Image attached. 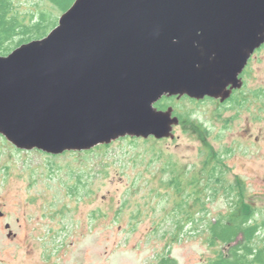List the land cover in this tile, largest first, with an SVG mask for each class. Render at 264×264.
I'll list each match as a JSON object with an SVG mask.
<instances>
[{
	"label": "water",
	"instance_id": "1",
	"mask_svg": "<svg viewBox=\"0 0 264 264\" xmlns=\"http://www.w3.org/2000/svg\"><path fill=\"white\" fill-rule=\"evenodd\" d=\"M264 46V0H75L46 37L0 55V136L60 156L174 139L163 97L225 103Z\"/></svg>",
	"mask_w": 264,
	"mask_h": 264
},
{
	"label": "rangeland",
	"instance_id": "2",
	"mask_svg": "<svg viewBox=\"0 0 264 264\" xmlns=\"http://www.w3.org/2000/svg\"><path fill=\"white\" fill-rule=\"evenodd\" d=\"M14 2L22 15L49 11L58 23L63 15L45 0ZM245 90L246 96L264 90V49L252 59ZM248 97L250 103L221 117L218 103L197 106L187 97L171 103L180 113L193 111L194 121L209 130L213 147L233 149L226 161L228 176L244 180L261 223L264 96ZM174 135L158 142L139 139L137 145L119 139L93 153L60 156L18 150L0 136V264H158L166 255L177 264H208L220 250L227 252L229 247L207 243V221L177 224L174 194L160 184L161 170L171 158L195 173L203 142L189 123L176 126ZM152 148L159 155L162 151L163 159ZM228 209L222 197L208 205L207 217L216 219ZM263 239L264 229L256 244L262 246Z\"/></svg>",
	"mask_w": 264,
	"mask_h": 264
},
{
	"label": "trees",
	"instance_id": "3",
	"mask_svg": "<svg viewBox=\"0 0 264 264\" xmlns=\"http://www.w3.org/2000/svg\"><path fill=\"white\" fill-rule=\"evenodd\" d=\"M45 1L51 4L58 14L67 12L75 2V0ZM57 25V16L55 17L49 11H41L39 15H22L14 0H0V55L6 56L23 44L46 37ZM246 91L244 89L236 92L225 105L221 106L220 110L218 109L217 116L221 117L227 111H234L250 103L251 99L248 95L258 99L264 96V90L248 91L247 96ZM164 101L158 105L159 108L166 109L175 99L166 98ZM190 102L197 106L206 102L213 103L209 99L206 102ZM192 113L193 111L185 112L181 117L184 123H189L195 128L203 142L201 151L203 160L199 170L195 173L193 169L182 170L177 163L172 162L171 158L165 161L161 170L164 178L160 180V184L174 194L176 201L174 213L178 218L177 224L181 226L183 221L199 223L205 220L207 225L204 233L210 247H229L227 252L220 250L208 264H264V239L262 246L256 244L260 232L264 229V219L261 223L258 222L260 211L249 202L248 188L244 180L237 177L232 181L228 176L231 170L228 169L226 161L233 149H216L208 143L209 130L195 122V119L191 117ZM126 139L131 140L134 145L139 142L138 138L131 137L121 140ZM109 146H98L86 152L93 153L97 148ZM150 151H155L154 155L158 157V160L163 159L162 151H160L161 155L156 148ZM167 174H169L168 177H165ZM71 191H76L75 187L71 188ZM222 197L229 205L227 213L210 220L207 217L210 214L208 205ZM194 210L195 213H193ZM201 213H204V218L199 216ZM158 264H177V261L166 255L160 258Z\"/></svg>",
	"mask_w": 264,
	"mask_h": 264
},
{
	"label": "flooded vegetation",
	"instance_id": "4",
	"mask_svg": "<svg viewBox=\"0 0 264 264\" xmlns=\"http://www.w3.org/2000/svg\"><path fill=\"white\" fill-rule=\"evenodd\" d=\"M263 49H264V46H263L261 49H259L258 51H256V53H255V54L252 56V58L250 59L248 65H247V67H246V69L244 70V72H243L242 75L240 76L241 79H242V81L244 82V86H243V88L240 89V90H235V91L233 92L232 96H233L236 92H240V91H243V90L245 89V87H246V77L250 74V68H251L252 59L254 58V56H255L256 54L260 53ZM232 96H231V98H232ZM185 97H187V96H184V97H168V96H165V97H163L158 103H156L155 107H156L159 111H168L170 108H172V109H173V116H174V117H178L179 120H180V123H179L177 126H180V125H182V124L184 123V119H182V117H181V115H183L184 113H180V112H178V110H176L177 108H175L173 105H170V106L167 107L166 109H161V108H159L158 105H159L160 103L162 104L163 101L166 100V98H169V99H172V98H173V99H175V101H177V100H183ZM187 98L190 99L189 97H187ZM231 98H230V99H231ZM207 99L213 101V104H217V103H218V106H219V107H220V105H221V106L225 105V104L230 100V99L227 100L225 103H222L220 100L211 99V98H205L204 100H194V99H190V100H193V101H195V102H199V101L206 102ZM175 101H174V102H175ZM206 103H208V102H206ZM164 104H165V101H164ZM175 128H176V126H174V129H175ZM164 140H166V139H164ZM161 141H162V140H161Z\"/></svg>",
	"mask_w": 264,
	"mask_h": 264
}]
</instances>
